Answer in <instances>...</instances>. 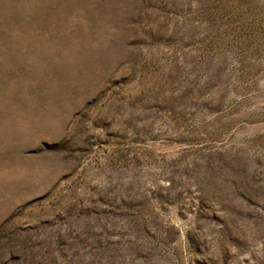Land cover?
I'll list each match as a JSON object with an SVG mask.
<instances>
[{
	"label": "rangeland",
	"instance_id": "1",
	"mask_svg": "<svg viewBox=\"0 0 264 264\" xmlns=\"http://www.w3.org/2000/svg\"><path fill=\"white\" fill-rule=\"evenodd\" d=\"M0 264H264V0H0Z\"/></svg>",
	"mask_w": 264,
	"mask_h": 264
}]
</instances>
